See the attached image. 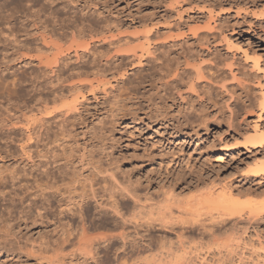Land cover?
<instances>
[{
	"label": "rangeland",
	"instance_id": "obj_1",
	"mask_svg": "<svg viewBox=\"0 0 264 264\" xmlns=\"http://www.w3.org/2000/svg\"><path fill=\"white\" fill-rule=\"evenodd\" d=\"M6 1L7 0H0V4L3 3V6L5 7H3L2 5L0 6L6 10L10 9V11H12V14L11 12L9 14H0V34H1L0 63L5 58L4 56L8 55L9 53L10 54L12 53L11 50L8 49L9 47L6 48V46L8 45L5 42L6 41L5 39H7L5 38V36H7L5 35V33H7V30L10 26L15 28V30L17 28L18 31V29L21 28L19 27L21 26V24L20 25L17 24L20 23L21 21L20 17H22L21 15H23L22 14L23 12H20V14L16 15V12L19 13L20 11V10L17 11L18 8L17 10L15 9L16 5L20 9L22 8L20 1L11 0L10 4H12V6L14 5L12 8L16 10V12L14 11L15 14L13 13V9H11V5H9L8 3L10 2V0H8L7 2L8 5L6 4ZM208 1L209 3L211 1L212 4H216L217 6L221 5V6L219 8L217 7L216 9L211 5H208L207 4ZM219 1L220 3H218ZM225 1L227 0H96L97 4L91 5L90 9H92V12L100 9V11H102L106 17L111 19L113 22H116V25H118L119 27L118 30L112 33V35L111 34L109 35L110 40L113 39L120 40L123 38H128L131 39L130 41H132L130 43L132 46L129 44L130 46L124 45L125 47L122 46L121 48L106 47L103 49L105 51H110L112 55H115L116 52L125 53L124 52L125 50H130L132 49L131 47H133L134 49V46L137 45L139 46V41L140 42L143 41L141 39H143L144 34L145 37L146 34L147 36L151 34V36L149 35L151 39H155L157 34L155 36L154 33L158 32L159 30L161 32L160 33L161 35L164 34L163 37H166V35L168 36V34L170 37L173 36V40L175 39L174 41L187 40L186 38H189V40H193L194 39V35L192 34L193 31L191 32L190 30L193 29L195 31L202 32L204 27L207 28L206 25L208 22H210L209 26L211 27L212 25V29H213V27L214 28L216 27L214 24H216L217 26L219 24L216 23V21L220 22L219 19H222L221 22L225 24L223 26L224 27L226 26L225 28L226 31L225 29L224 30L221 29L222 30L221 34L222 35L226 34L227 39L231 41L230 44L233 45L234 47L232 51H228L225 50L226 48L223 49V46L225 47L227 45L225 44V42L220 41L221 44L219 43L220 45L219 44L217 45L219 48H222L220 49L221 52L223 51V53H221L222 57H224L226 54L227 56L230 55V57L233 54L232 58L235 56L233 59L231 58V60H229L230 57H228L229 58L228 59L227 56H225L227 59L225 60L227 61V63L225 62L226 63L225 65L229 66L230 64L229 62H231V65L233 66L235 65V66L234 67L231 66V70L229 68L227 69V67H223V71H225L226 73L224 72L225 73L224 74L222 71V75L225 78L226 76L228 77L229 75L231 76L232 74L235 76V74L238 71L239 73H241L242 76L239 73H237L235 79H237V77L239 76H240L239 78H241L246 75L242 73L246 68H248V70L246 69L245 72L247 71V75L249 76H245L243 77V79H241L242 81L241 80L239 81L242 83L241 84L242 86L244 87H246L245 85L248 86L247 88L249 90L246 89V92L248 91L247 94L250 95L251 93H253L252 95L253 97H255L256 93L253 91L257 92L256 89L259 90L260 88L259 86L257 87L258 81L256 79L257 77L255 76L259 74L261 76V74L263 73L262 71H264V66H263L264 65V0H240V1L235 0L234 1L235 4H231L230 6L224 3ZM18 2L21 6H18L19 5ZM5 4L7 5V7L9 6L10 8L8 7L9 8L8 9ZM81 6L83 7L84 5L82 4ZM211 8H214L212 9L213 11L211 10ZM220 8L222 9L221 11ZM11 15H15L16 17H12ZM63 15L65 16L66 14ZM6 16L8 18H10L11 16L12 19H8L6 18ZM2 17H4V20L2 19ZM16 18L17 20H15ZM211 18H214V20ZM6 19H8L10 22L7 20V22L5 23L4 21H6ZM224 19L225 20L227 19L226 20L227 24L224 21ZM13 20L15 21V23ZM12 21L13 24H11ZM236 22H238L237 23L239 24L238 26H236L237 25ZM4 23L5 25H7V23L9 25L11 24L10 26L7 25L6 31L4 29L6 28ZM227 25H229L228 26L229 28L227 27ZM232 29L234 30L232 31ZM161 30L164 32L165 31H170V32L165 35V33L164 32L162 33ZM207 30L208 29H205L204 32H206L207 34H210L212 32L210 36L212 35L214 36L215 34L216 35L214 37L222 36L219 35L221 30L220 31L218 30L219 32H216L217 30L213 29V31H211L210 33L207 32ZM2 35H5L3 36L4 39H2ZM161 35L160 38L157 36L158 38L156 37L155 40H150L151 41L150 44L152 47L154 43H156V40H158V42L159 39L163 40V38H161ZM17 36L19 35L17 34ZM23 38L25 37L23 36ZM33 38L35 39V36ZM217 38L218 37H216L215 39ZM219 38H220L219 40H221L223 37H219ZM173 40L171 39L169 41H173ZM152 41L155 42L153 43ZM33 42L39 45L40 49H42L43 47L42 50L44 52V46L41 45L42 43L38 44L40 43V41H31L30 47L33 48L35 46V45L33 46L34 44ZM37 45L34 48H36ZM63 45L65 44L63 43ZM145 45H146L145 48L146 49L149 48V51L151 50L150 52L152 53L153 51L152 47L148 46L147 44ZM68 46H69L68 43H66V46L64 47L67 48ZM195 46L194 48L197 51L196 56L194 55L195 54L194 49L192 51V54L194 55L195 58H197V54L199 53L198 58L200 62L197 61L198 60L197 58L196 60H194V62H192L193 60L190 61L188 67H181V70L184 69L188 70V72L186 71L185 74L180 72L181 71L180 66L176 67L171 63H169V66H167L168 65L167 63L166 65L162 64L163 65L162 66L161 61H160L161 63L154 62L156 65L153 62H151V64L153 65L148 64L146 61L151 57L149 56L148 58V55L146 54L145 57L147 58V60L146 58H144L143 61H141V63L137 61L135 64L130 65L128 61L124 60L123 63L126 65L127 71H126V75L123 78L115 77L113 79L111 76L102 78L107 81L106 85H103L102 87H98L95 83H93V87L95 85V88L97 89L95 92H92L91 90H88V88L85 87L86 88L85 90L78 92L81 96L79 95L76 96V98L78 99L75 100V102H72V100L76 99L73 98L72 96L74 94L71 95L72 100L70 97H68L70 95H67V98H65V100L66 99L68 100H66V102L64 101L63 103L73 104V105L77 103L75 105L76 110H73L72 113L74 111H76L75 114H77V111L78 113L84 112V115L86 116L85 119L87 118L89 119V120L87 119L88 123L86 125H89V129L93 131L90 134L92 133L93 134L91 136L90 134L83 136L82 132L80 133L77 132V134H79L78 135L79 137H76V139L75 137L74 138L72 137L73 140H67V141L65 140V142L62 141L60 143L61 145H64L62 143L69 142V144L67 143V146L68 145L69 146L67 148L66 144L64 145L63 149H65V147L67 148V151L66 149L64 150L65 154H62L64 153L62 148H60L62 149L61 150L62 152L58 150L61 153V154L59 153L60 158L62 162H68V161L71 162L70 169L72 168L71 167L72 164L75 163L73 165L74 167L76 165V168H74V170L77 171L81 169L80 170L81 172L79 171L76 172L77 175L78 173H82V170L84 169L81 168L80 162H78L80 160L78 157L79 155H81L82 153L81 151L83 150L84 147L85 148L88 147L90 151L92 150L91 151L92 156L95 159V161H97L100 158L102 159L104 154L111 153L112 155L109 156V159H113V160L115 159V161L119 163L120 171H121V172L119 171L120 177H131L134 180H139L145 187L151 188V191L153 192L154 197L156 198L158 194L161 193V190L164 191L170 190L171 192L169 195L173 199L170 198L171 203L169 204V206L171 205L170 208L171 215H169L170 217L168 218L167 222H169L171 227L169 229L165 228L166 230H163L162 228V231L160 230L161 228L160 226L159 228L156 227L157 231L155 232L156 234H154V237H156L159 240L161 237L163 238L166 235L167 236V237L165 236L166 239L170 240V243L175 244V242L179 243V241L181 240V239L178 240L180 235L179 237L176 236H178V234L181 235L183 234L182 239L184 240V242L182 240L181 241H182V246L184 248L181 247V249L182 250L185 249L186 251L185 250L182 252L180 251L179 253L180 255H182L183 252L184 253L186 252L185 255L183 256V258H185V261L187 260L186 264H264V209L263 207H260L261 205L264 206V172L262 171L264 170V148L256 151L251 150L253 152H248L244 148V147H248L247 145H249L248 144L249 142L247 143V145L245 144L246 140L244 139H246L247 137V135L245 134L252 132V129H254L253 127H257L255 129H257L258 131H260L261 129L263 131L262 134H264V112L260 115L258 113V110L254 109L255 112H253V110L251 109L252 114L248 113L249 112L248 110L247 113H244L245 116H240L241 119L243 120L245 119L246 121L249 122V123L247 122L249 126L247 124L241 126V129L243 127L242 131L244 132L241 135L243 138L245 136L246 137L244 139L241 136H238L237 138L232 137L233 138L232 140V138L228 136V134L226 133L227 129L225 125H221L222 127L220 128L212 125L214 121L212 117L215 112V109L212 108V110L211 109H208L207 111L205 110L206 112L209 111V114H211L210 115L211 119H209L208 121L209 128L210 127L211 128L209 129L208 134L204 133L202 131L204 124H201V120H200L201 118L199 115L201 114V111L199 110L203 109L201 108L200 105L202 103L201 100L203 99V95L205 93L211 92V95H213L212 98L215 99V96L218 94L217 95L218 97L216 96L215 100L217 101L220 100L219 102L223 100L222 102L223 105L222 104L221 105L224 106V108H226V109L223 108L226 113V117L229 116L230 109L234 108L233 105H235L234 103H236V98H235L236 96H231L233 93L230 92V90L228 91L222 89L220 90L219 89L220 85H216L218 89L217 88L215 89L214 86L215 84L213 83V81L212 84L210 81L211 79L209 78V74H211L212 72L210 71H209L210 73L207 72L209 69L207 71L205 70L206 74H208L205 75V71L203 70L204 68L202 69L203 64H201V62L205 63L204 67L205 66L207 67L209 63H212L209 62L210 59L207 63V59L209 58L207 49L204 47L202 48H204L205 50L199 49L198 46L196 47ZM228 46L229 45H227L226 47L230 48ZM161 49L162 52L164 51L163 53H166L168 50L167 48H166L167 50L165 49L163 50V48ZM9 50L10 52L7 53ZM180 50L181 48H177V49L174 48V50L173 49L170 50L169 48L168 51L173 54L175 52L180 54L181 53ZM201 50H203L204 52L206 51V53H204L203 55L200 54L202 53L200 52ZM74 51L71 52L72 54L70 55L71 57H68V61H67L68 63H66L65 65L66 68L64 67L65 68L64 71L70 70L67 71L66 74L72 72L71 70H73L75 67L77 68V65L79 66L82 65L83 60L80 59L78 60V57L75 56ZM79 52L85 53L87 51L81 49L79 50ZM33 53L31 52L32 55L27 54V56L25 55L24 57H22L20 61L16 60L15 62L9 63L10 66L6 65L4 66L5 68L4 67L2 68V71L4 70L6 71L4 72L5 74L0 73L1 93L7 94L11 92L9 94L13 93L14 95V93H17L18 91L20 92L18 93L19 96L21 93L24 94L20 90L21 86L24 87V85L22 84L23 82L22 80L25 79L23 75L26 74L25 77H27V75L29 77L30 74H33L32 72L36 71L38 73L39 72L38 70L42 69V67L41 68L39 67L40 65L37 58L38 53L36 52ZM246 53L248 54L247 56ZM253 53H255V55ZM256 53L257 55H260L262 58L260 59L261 61H259V63H261L259 64L261 70H259L258 73L256 70H258L259 67L256 69L253 68L255 70L251 68L253 65L252 62H255L257 59V57L256 58L254 57L256 56ZM120 55L124 56L125 54H120ZM65 56H62V58ZM244 57L251 59L247 60ZM259 58L260 57H258V59ZM159 64L162 66L160 67L163 68V70L156 69L159 68V66H157ZM212 65L213 63L210 64L209 66ZM164 66L165 67L167 66L165 70H164ZM191 66L193 67V69L195 66L197 67L202 66L201 70H203V73L201 72L199 67H198L199 71L198 69L197 70L194 69L195 71L191 70L192 68ZM37 67L39 68L36 69ZM253 67L255 66L253 65ZM239 69L240 70L242 69L243 71H240ZM230 71L232 73L229 74ZM254 71L257 75H254L253 73ZM36 72L34 73L36 74ZM190 72L191 73L201 72L202 75L204 74L203 77L207 76V80L204 78L203 80L198 79V76H196V74L198 73H195V75L193 73L194 76L193 77ZM187 73L188 74L190 73L189 76L191 75L193 77L192 80L187 78L189 77ZM251 73L254 76H252ZM250 75L254 78H250L251 77ZM86 77L87 80L88 78L90 79L92 78V76L89 77L86 76ZM86 77L83 76V78ZM246 77L249 78L246 79ZM83 78L79 82H83V84H85L86 86L87 80L85 79L83 80ZM77 79L80 80L79 78H75L74 80ZM226 79H229L228 82H225L226 85L227 83L228 85L236 83V80L234 78L232 79L233 83L230 82L231 79L229 77ZM249 79L250 81L251 80L254 81L256 79L254 81L256 85L252 81L251 82L254 86L250 84ZM19 80L22 82H20ZM238 82L236 83L237 85L240 84V82L239 83ZM76 83L78 84V81ZM118 83L122 86L121 94L124 95L127 94V96L125 95L126 97H128L132 93V91H130L131 90L130 87L131 88L135 87L137 89L136 93L133 92L130 96L131 98L132 96H136V97H133L131 99V100H135L134 102L131 100L130 102L129 101L127 102L128 103L127 106L129 108L126 106V114L124 113L123 115L122 113H118L116 115L119 118L115 115L117 119H115L116 117L112 119L111 115L108 114L110 113V105H109L110 102L105 98L109 96V95L106 96L107 95L106 93L109 91L108 94H110V91L114 90ZM191 83L192 85L195 84L193 90L190 87ZM207 83L209 84V86H207L208 85ZM202 84L205 87H203ZM68 85L70 84L66 83L67 87ZM88 85L90 84H87V87ZM199 86L200 89L203 90L199 91ZM210 86L212 87L211 89H209L210 92H208V87ZM128 87L130 90L128 89ZM28 90H30V88ZM217 90H220L219 91L220 95ZM203 92L205 93L202 95L201 93ZM225 92L228 93L230 92L231 94L230 98H228L229 94L226 95ZM75 95H77V93ZM252 95H250L249 97H252ZM198 96L201 97L198 98ZM137 97H141V99L138 98L136 100ZM14 100L13 102L16 105H18L19 100L16 98ZM149 100L151 103L147 102ZM191 102L194 104H192ZM20 103L21 104H19L18 106L22 107V101H20ZM134 103L136 104L134 105ZM147 103L150 105H148ZM61 105L62 104L55 105L54 108L55 107L61 108ZM129 105H132V107ZM147 106L149 109L147 108ZM139 107L141 109H139ZM156 107L158 108L156 109ZM228 108L230 109L228 110ZM135 110L138 111V112L136 111L137 115L134 114L136 113ZM20 111L22 112V108L19 109V112ZM86 111L89 113H86ZM127 111L128 113L132 111L131 114L132 115L134 114L135 116L133 117L131 114H128ZM157 113L161 116L162 114L164 115L160 117L158 116ZM148 114L149 116H152L150 118L153 121L150 120L149 122L148 117H146L147 119L145 118V116ZM257 114L261 116V118H259L261 120L257 119L258 117H260ZM241 115L243 114L241 113ZM91 116L93 118H91ZM215 117L216 116L214 115V118ZM155 118L158 119L154 120ZM95 123L97 125H95ZM178 123L179 126H177ZM94 125L96 126L95 129L93 128ZM170 125L176 126L177 127L176 130L178 132L184 133V135L182 134V136L179 137L171 136L170 135L171 131L169 128ZM245 125L248 127H246ZM250 125H255V126L251 127ZM83 128L84 126H82L81 129H78V131L83 130ZM192 129L194 132L192 131ZM221 130H223L224 132H221ZM20 131H17L14 135H16L15 136L16 138H19L21 140L22 138H24L23 134L25 132L24 130L23 131L20 130ZM21 133H23L22 138H21ZM80 135H82L83 137H81ZM76 140L77 143H75ZM3 141L4 140L2 139L1 140L2 144H0L2 150L6 148L4 147L5 144H3ZM24 142H20L21 143L20 145H23ZM85 143L87 146L85 145ZM18 144L14 143L13 146L15 147L13 146H11L12 148L7 147L9 148L8 151H6L7 148L6 150H4V152H8V153H11L12 150V153L14 152L13 154L16 157L15 160L18 159L17 156L21 153V151L19 152L20 147L22 148V146ZM220 147H228V149H233V150L232 152L229 153H222V152H218ZM8 160L9 161L6 160L0 161V167H1L0 171L3 169L5 170L6 166L9 169L10 168L13 169L19 166L20 164L19 161L17 164V162L14 163V161L10 159ZM76 160H78L77 161L78 163L75 162ZM230 201L232 202L234 201L238 203L237 204L239 205L238 208L241 207V209H243L244 211L239 209L240 212L238 211L235 213L231 209L229 210L228 203ZM245 206L246 207L252 206L253 209L259 206L261 210L263 209L262 210L263 212L259 210L261 212L260 213L257 212L259 213L257 214L255 213L256 211L252 209L254 211L253 213V211L252 212L250 211L251 209L249 210L248 208H245ZM6 207H7L6 203L0 202V209H1L0 212L3 214V220H5L3 223L0 222V224L2 225L4 223L5 225H7L8 222H11L12 220V219L11 220L8 219L7 216L8 214H6V212L4 211ZM235 209L237 208L235 207ZM13 217L14 220H12L10 225L14 226L12 229L13 236L11 238L14 246L12 245L11 246L12 248L9 247L10 250L8 248L6 249L3 248V245L0 246V264H58L59 263L58 261L62 259H64V261L69 260L67 258L68 255L70 254L69 252H71L72 250L75 251L78 248V245H76L78 243H74L77 242V240L73 239L71 242V246H69L72 247V249L67 247L66 250L62 251L64 253L62 252L59 253L58 250H55L57 248L53 247L52 244V242L54 241V236L52 234V230H54L53 223L52 224L44 223L45 225L39 223L28 230L21 229L18 231L16 228V224L18 222L16 221L17 218H15L16 215L14 214ZM108 229L110 231H108ZM99 230H97V232L93 231L92 233H90L91 234L90 236L92 238L94 237L100 238L107 235L108 236L114 235V233L115 234L118 233L115 232V230H113L112 228H105V230L103 228L101 229V231ZM111 230H113L114 232ZM157 239L154 238V240ZM183 243H186V245H183ZM74 246L77 248L74 249L73 248ZM155 248L151 251V253L150 252L143 253L142 255L144 256H142L143 257L142 259L146 258V261L147 259L148 260L152 259L153 261L154 260L156 261V259L153 258H157L158 257L157 254L158 253L161 254L162 250H159L158 252V247L156 249ZM179 253H178V257L180 256ZM176 255L174 252L173 256H175L176 259H178ZM159 257L157 258V260L159 259ZM163 258L165 257L163 256ZM179 258L181 260L183 259L181 256ZM173 259L175 258L172 257L171 260ZM180 259H178L179 260L178 262H181ZM152 260L148 262L153 263ZM185 261L184 263L183 261L181 263L185 264ZM172 262L176 264L174 260Z\"/></svg>",
	"mask_w": 264,
	"mask_h": 264
},
{
	"label": "bare ground",
	"instance_id": "obj_2",
	"mask_svg": "<svg viewBox=\"0 0 264 264\" xmlns=\"http://www.w3.org/2000/svg\"><path fill=\"white\" fill-rule=\"evenodd\" d=\"M18 1H20V4L22 5L21 9H23L21 10L16 5L15 9L17 10L18 8L17 11L20 10L19 13H17L16 10L12 8L14 5L12 6V4H10L11 0L10 2H8V0L6 1L7 5L8 3L9 5H11V9H13L14 14L15 12H16V15L20 14V12H23L22 13L23 15H21L22 17L19 16L21 19L20 23L17 24L16 22L17 25L21 24V26H19L21 27L20 28L21 31L20 29H18L17 31V28L15 30V28L10 26L11 24H13V21H14L13 20L10 25L7 23V25L11 27V28L9 27L7 30V33H5V35L7 36L2 35V39H4L3 36L7 38L5 39L6 41L4 40L6 44L8 45L6 46V48L9 47L8 49H10L12 53L10 54L9 53L10 50H9L7 52L9 54L6 55L8 57L4 56L5 58L0 63V70H1L0 73L3 74L6 71V70L2 71V68L4 66L9 65V63L15 62L16 60L20 61V59L24 57L25 55L27 56V54L32 55L31 52L38 53L37 58H38L40 66L39 65L37 66H39L40 68L42 67V69H39L38 73L34 71L36 72V74L32 72L33 74H30L29 77L28 75L27 77H25L26 74L23 75L25 78L22 80L23 82L20 81L23 78V76L19 80L24 85V87L21 86L20 88V90L24 94L21 93L22 95L20 94L19 96L18 93L20 92L18 91L17 93H14V95L13 93L9 94L11 92L7 94L5 93L3 94L1 93V90H0V144H2L1 140L3 139L4 140L3 144H5L4 147L12 148L11 146H13L14 143L18 144L19 142L18 145H20L21 144L20 142L25 141L23 145H20L22 146V148L20 147L19 152L21 151V153L17 156L18 157L17 160H15L16 157L13 154L14 152L12 153V150H11V153H8V152H4L6 148L2 150L0 147V161H3V160L9 161L8 159H10L14 161V163L17 162L18 164V161L20 163L19 166L16 165L17 167L13 169L12 168L9 169L5 165L6 166L5 170L3 169L0 171V202L6 203L7 207L4 209V211L6 212V214H8L7 215L8 219L14 220L13 216L14 214L16 215L15 218H17L16 221H18L16 224V228L18 231L21 229L28 230L31 227L39 223L43 225H45L44 223L46 224L53 223L54 230H52V234L54 236V241L52 242V244H53V247L57 248L55 250H58L59 253L66 250L67 247L71 246L72 240L76 239L77 242H74V243H78L76 244L78 245V248L74 246L73 248L74 249L77 248V249L75 251L72 250L73 251L72 252L70 250L72 249V247H69L70 248L69 250L71 251L69 252L68 250L70 254L68 255L67 258L69 260L64 261V259H62L58 261L59 262L58 264H175L174 262H172L173 260L176 262V264H183L185 261V258H183V256L185 255L186 252L185 253L183 252L184 254L182 253V255H180L179 253L180 251L182 252L185 250V249L183 250L181 249V247H183L182 241L184 242V240L182 239L183 234L182 235L178 234V236H176V237H179L180 235L181 238L179 237L178 240L181 239L182 241L180 240L179 243L175 242V244L170 243V240L166 239L167 237L166 235H165L166 237L163 235L164 237L163 238L161 237L162 239L160 238L159 240L156 237H154V234H156L155 232L157 231L156 227L159 228L160 226L161 231H162V228L163 230H166L165 228L169 229L171 227L169 222H167L168 218L170 217L169 215H171L170 213L171 205L169 206V204L171 203L170 198L172 197L169 195L171 192L170 190L169 191L161 190V193L158 194L157 198L154 197V194L151 191V188L145 187L139 180H134L131 177H120L119 173L121 171H120L119 163L115 161V159L114 160L109 159V156L112 155L111 153L104 154L102 159L100 158L97 161H95V159L92 156V152H91L92 150L90 151L88 147L85 148L83 146L84 148L81 151L82 153L79 151L81 155L78 154L79 155L78 158L80 160L75 161V162L77 161L80 162L81 168L85 169V170L84 169L82 170V173H78L76 175V172L78 171L81 172L80 171L81 169L75 171L74 168H76V165L75 167L73 166L75 163L72 164L71 167L73 169L71 168L72 169L71 170L70 169L71 162L69 161L62 162L60 158L61 153L59 151H61L64 148L65 144L66 146H67V143L69 144V142H67V143H62L64 145H61L60 143L62 141L65 142V140L66 141L73 140L74 137L76 139V137H79L78 136L79 134H77V132L78 133L82 132L83 136L88 135L91 132H93L89 129V125H86L88 123L87 121L88 118L85 119L86 116L84 115V112L78 113L77 111V114H75L76 111H74L73 112L74 115H73L72 111L76 110L75 105L77 103L73 105V104H64L63 102L64 101L66 102V100H68V99L65 100V98H67V95H70L68 97H70L71 100H72V97H71L72 94L75 95L77 93V95L75 96L72 95L73 98H76V96L78 95L81 96L78 92H81L82 90H85L86 88H88V90H91L92 92H95L97 89L95 88V85L93 87V83H95L98 87H102L103 85L107 84V81L102 78H105L108 76H111L113 79L115 77L123 78L126 75V71H127L126 69L127 67L123 63L124 60L128 61L130 65L135 64L137 61L141 63V61H143V59L146 58L145 57L146 54L148 55V58L149 56L151 57L148 60L146 58L147 60L146 62L148 64H151V62L156 63V62L161 61L162 62V63L160 62L161 65L162 64L166 65L167 63L168 64L167 66H169V63H171L172 65H175L176 67L180 66V70H181V67H188L190 61L193 60L192 62H194V60L198 58L199 53L197 54V58L194 57V55L196 56V53H197L196 49L194 48V46L196 45L198 46L199 49H204V48L207 49V52L209 54V55L207 54L209 58L208 59L206 58L207 63L210 59L209 62H212L213 65L209 66L212 63H209V65L206 63L208 66L204 67L205 63L201 62V64H203L202 65L203 67L202 66L201 67L202 69L204 68L203 69L204 71L205 70L207 71L209 69L207 72L209 71L212 72L211 74H209V78L211 79L210 80L211 83L213 81V83L215 84L214 85L215 89L217 88L216 85H220V88H219L220 90L221 89L226 90V91L230 90V92L233 93L231 95L230 92L229 93L225 92L226 95L229 94L228 98H230V95L236 96L235 97L236 103H234L235 105H233L234 108L232 109L228 108V110L230 109V112H229L230 114L229 116L226 117V113L224 111V109L226 108L222 106L223 100L221 102H219L220 100L219 101L215 100L218 94L215 96V99H213L212 98L213 95H211V92L209 91V89H211V87L213 86L212 85L213 83L211 84L212 86L208 87V92L210 93H205V92L201 93L202 95L205 93L203 95V99L201 100L202 103L200 104L201 108L203 109L201 110L200 106H199L200 110L198 109L199 111H201V114H199L201 118V119L199 118L201 120V124H204L202 131L208 134V131L211 128V127L209 128V124H208L209 119H211L210 118L211 114H209V111L208 112L206 111L208 109L212 110L213 108L215 109V112L213 114V117L211 116L214 120L212 125L217 126L219 128L222 127L221 125H225L227 129L226 133L228 134V136H230L231 138L232 137L237 138L238 136L242 137L241 134L244 133L242 131L243 127L241 129V126H244V124H247L249 126L248 124L249 122L246 121L245 119L244 120L241 119L240 116H245L244 113H247L248 110H249L248 113L252 114L251 111L253 110V112H255L254 109L258 110V113L260 115L264 112V71H262L263 73L261 74V76L260 74L257 75L255 71L253 72L254 75H257L255 76L257 77L256 79L258 81L257 87L258 86L260 87L259 90L256 89L257 92L253 91L256 93L255 97H253L252 95L253 93L250 94L252 95V97H249L250 95L247 94L248 91L246 92V89H248L247 88L248 86L247 85H245L246 87L242 86L241 85L242 83L239 81L243 79V77L249 76L247 75V71L245 72V70L246 69L248 70V68H246L244 71L242 69L241 70L239 69L240 71H243L242 74L244 75L246 74V75L241 78H239L240 76L237 77L238 80L235 79V76H237L236 74L239 73L238 71L236 74L234 73L235 76L233 74L231 75L232 78L230 75L228 76L231 79L230 82H232V79L234 78L236 80V83L239 81L240 84L237 85L235 83L236 84L235 85L232 82L234 85L231 83H230L231 85H228V83L226 85L225 82H228L229 79H226L228 78L226 75H224L226 76V78L223 77L222 75L223 67H227V69L229 68L231 70V66L233 65H231V62H229L230 64L228 63L229 66L225 65L227 63V61H225L227 60L225 57L227 56V54L224 57H222L221 53H223V51L222 52L220 51V49L222 48H219L217 44L219 43L221 44L220 41L225 42V44L229 45L228 47L230 48H227L226 47L227 45H226L225 47L223 46V49L226 48L225 50H228V51H232L234 46L230 44L231 41L227 39L226 34L225 35L221 34L222 30L226 28V26L225 27L223 26L225 24L221 22L222 19H219L220 22L216 21V23H219L218 26L214 24L216 27L215 28L213 27L214 30H217L216 32H219L222 29L219 34L222 36H216L218 37L217 39H215L216 37H214L216 34L214 36L213 35L210 36V34H212L211 31H213L212 25L211 27L209 26L210 22H208L209 24L207 23L206 25L207 28L204 27L205 29H208L207 32L209 33L211 32L210 34H207L206 32H204L205 31L204 28L202 32L195 31L193 29L190 30L191 32L193 31L192 32V34L194 35L193 40H189V38H186L187 40L174 41L175 39L173 40V36L170 37L168 34L170 31L164 32L162 31L163 30L162 29L161 30L162 33L164 32L165 35L168 34V36L166 35L167 38L163 37L164 34L161 35L160 30L154 33L155 36L157 34L159 38L161 35V38H163V40L159 39V42L158 40H156V43H154L155 41H152L154 43L153 47L150 44L151 43L150 40H155L157 36L156 37L154 36L155 39H151L150 37L151 34H149L150 36L148 35L149 37L147 36V34L145 37V34H144V36L141 35L143 36V39L141 40H143L145 43L143 41H141L142 43L139 41V46L137 45L138 47L134 46V49L133 47H131L132 49L129 48L130 50H125L124 51L125 53L116 52L115 55H112L110 51H105L103 49L106 47L107 48H112V47L121 48L122 46L125 47L124 45L130 46L131 45L130 43L132 41H130L131 39H128V38H123L120 40H114V39L110 40L109 39L110 37L109 35L110 34L112 35V33L117 31L119 27L118 25H116V22H113L111 19L106 17L103 14V12L100 11V9L92 12V9H90V6L96 5L97 4L96 0H18ZM234 1L235 0H229V1L227 0L224 3L230 6L231 4H235ZM203 2H206V1H203ZM218 3H220V1ZM20 4L18 6H21ZM82 4L84 5L83 7L81 6ZM207 4L211 5L212 7L216 9L217 7L219 8L221 6V5L217 6L216 4H212L211 1L210 3L208 1ZM0 5L3 6V3ZM3 7L0 6V14H9L10 12L12 14V11H10L9 6H8L9 8L7 7L9 10L4 9ZM214 8H211V10ZM221 10L222 9L220 8V11ZM63 14H66L67 16L66 15L64 16ZM11 16L16 17L15 15H11ZM11 16L10 18L6 16V18L12 19ZM2 19L4 20V17H2ZM8 19H6V21L4 22L6 23ZM211 19L214 20V18H211ZM15 20H17V18ZM226 20L224 19L225 22ZM237 23L238 22H236V24ZM7 25H5L6 27L4 28L5 31L7 29ZM238 25L239 24H237L236 26ZM228 26L229 25H227V27ZM233 30L234 29H232V31ZM17 34L19 36H17ZM23 36L25 38H23ZM34 36H35V39L33 38ZM219 37H223V38L219 40L220 39ZM171 39L173 41H169ZM31 41H40V43L38 44L42 43L41 45L44 46V52L42 50L43 47L42 49H40L39 45H37L34 42H33L34 43L33 46L37 45V47L39 48L37 47L34 48L35 47L34 46L33 47L34 49H33L32 47H30ZM63 43L65 45H63ZM66 43H68L69 45L67 48L64 47L66 46ZM145 44L152 47L154 51V52L152 51L153 54L150 52L151 50L149 51V48L147 49L145 48L146 46ZM161 48H163V50L164 49L169 50V48L170 50L172 49L174 50V48L175 49L181 48L180 50L181 53L179 54L175 52L173 54V53H170L168 50L167 52L165 51L166 53H163L164 51L162 52ZM81 49L86 50L87 52L80 53L81 51L79 52V50ZM193 49L195 50L194 55L192 54ZM25 51H27L28 53ZM73 51L75 52V56L78 57V60L79 59L83 60V62L81 61L82 65L81 66L77 65V68L75 67L74 68L75 70L73 69L74 71L71 70L72 72L66 74L67 71H70V70L64 71V69L66 68L65 65L66 63H68L67 62L68 57H71L70 55H72L71 52ZM24 52L27 54H25ZM200 52H202L200 53L202 55L206 53V51L204 52L203 50H201ZM120 54H125V55L123 56ZM253 54L255 55V53ZM232 55L231 57L230 55L227 56V58L230 57V59L229 58L228 59L231 60ZM247 55L248 54L246 53V56ZM62 56H65V57L62 58ZM254 57L255 58L257 57L256 61L253 60L255 62H252L255 67H253V65L251 64L252 65L251 68L256 69L259 67L258 70H256L258 73V71L261 70L260 65H259L261 63H259V61H261L260 59L262 58L260 55H257V53H256V56ZM258 57L260 58L258 59ZM245 59L248 60L249 58H245ZM103 61H104V64H103ZM197 61L200 62L199 58ZM173 62L177 64H174ZM161 65L160 64L157 65L159 66V68H156V69L163 70V68H161L163 65L162 66ZM167 66L166 67L164 66V70L165 68H167ZM39 67H37L36 69H38ZM198 67L195 66L194 69L197 70ZM201 67H199L200 70H201ZM194 69L193 67L191 68V70H194ZM203 70H201L202 73H203ZM186 71L188 72V70L184 69V70H181L180 72L185 74ZM206 71H205V75H208L206 74ZM201 72L199 73L193 72V73L194 75L195 73H198L196 74V76H198V79L203 80L204 78L207 80V76L203 77L204 74L202 75ZM224 72L225 71H223V73ZM193 73H191L192 76H193ZM230 73L232 72L230 71L229 74ZM239 74L241 75V73ZM191 75L187 78L192 80L194 76L192 77ZM83 76L85 77L92 76L93 79L88 78L87 80V77L83 78ZM252 76L250 78H254ZM80 77H82L83 80L84 79L87 80L86 86L85 84H83V82H79L82 80V78ZM75 78H79L80 80L78 79L74 80ZM247 78L249 77H246V79ZM77 81H78V84L76 83ZM244 81H245V78H244ZM251 81L249 79L250 84L254 82V81L252 82ZM66 83L67 84L69 83L70 85H68L67 87ZM87 84H90V85H88L87 87ZM254 84L256 85L255 82ZM89 86L92 88H90ZM194 86L195 84L192 85L191 83L190 87L192 90ZM207 86H209V84ZM22 87H23V90H22ZM203 87L205 86L203 85ZM29 88L30 90H28ZM121 89H122V86L118 83L114 90L111 89L112 91H110V94H108L109 91L106 93L107 94L106 96L108 95L109 96L105 99L110 102V103L108 102L110 105V113L108 114L111 115L112 119L115 118L117 116L116 114L118 113H122L123 115L124 113L126 114V106L128 104L127 102L128 101L130 102V100L133 97H136V96H132L131 98L130 96L133 92L136 93L137 89L135 87L134 88L130 87L131 90L128 87V89L132 91V93L130 92L131 94L128 97H126L127 94H125L126 96L124 94H121L122 93ZM200 90H203V89H200V86H199V91ZM220 90H217L218 93ZM258 91H259V94H258ZM200 97L201 96H198V98ZM15 98L19 100V101L16 100L19 102L18 105L21 104L20 101H22V107L16 105L13 102ZM138 98L141 99V97H137L136 100ZM77 99L78 98L72 100V102H75V100ZM150 100L147 102L151 103ZM131 101L134 102L135 100H131ZM60 104H62L61 108H56V107L54 108L55 105H60ZM135 104L136 103H134V105ZM129 106L132 107V105H129ZM158 107H156V109ZM21 108H22V112L21 111L19 112V109ZM51 108H54V109H51ZM139 109L141 108L139 107ZM136 111L137 110H135V112ZM137 112L134 114L137 115ZM158 112H159V109H158ZM86 113H89V112L86 111ZM131 113L132 111L128 114H131ZM241 113L243 115H241ZM134 114L133 115L131 114V115L134 117L135 116ZM163 115L164 114H162V116ZM214 115L216 116L215 118H214ZM158 116L162 117L159 114ZM117 117L115 119H117ZM146 117H148L149 122L150 120H152L150 118L152 116H149V114L146 115L145 118ZM91 118L93 117L91 116ZM259 118H261V116L257 118L258 120H261ZM156 119L158 118H155L154 120ZM95 125L97 124L95 123ZM95 125L93 127L94 129L96 128ZM82 126H84L85 129L83 128V130L78 131V129H81ZM177 126H179V123L177 124ZM250 126L252 127L255 125H250ZM169 128L171 131L170 135L173 137H179V136H182V134L184 135V133L178 132L176 130L177 127L174 125H170ZM253 128L254 129H252V132L245 134L247 135V137L243 135L246 137V139H244L245 137L244 138L242 137L244 140H246L245 141L246 145L249 142L248 143L249 145H247L248 147H244L248 152H253L251 150L256 151V150L264 148V134H262L263 131L261 129L260 131L255 129L257 127H253ZM20 130L22 131L24 130L25 132V133L23 132L24 134L21 133V138H22V134L24 135V138H22L23 140L16 138L15 137L16 135H14L17 131H20ZM221 132H224V131L221 130ZM92 134H90V136ZM80 136L83 137L82 135ZM75 143H77V140ZM70 145H71V142H70ZM9 148H7L6 151H8ZM67 148L65 147L66 151H67ZM65 149H63V152ZM232 150L233 149H228V147H220L218 152L229 153V152H232ZM62 154H65V152ZM262 171L264 172V170ZM237 204L238 203L234 201L233 202L230 201L228 203V209L229 210L231 209L235 213L238 212L239 209L244 211L243 209H241V207L238 208L239 205ZM259 206L255 207L254 209L252 208V206H250L251 208L245 206V208H248L249 210L251 209L250 210L251 212L254 210L256 211L255 213L257 212L260 213L264 209V206L263 205L260 206V207H263L262 210L260 209ZM235 207L237 209H235ZM233 209L236 211H234ZM0 214L2 213L0 212ZM0 219H1L0 220L1 223L5 221L3 220V214L0 215ZM11 222H8L7 225H5L4 223L3 224L4 226L0 224L1 225L0 226V246L3 245V248L5 249L8 248L9 250H10L9 247H11L12 245L14 246L12 239H11L13 236L12 229L14 226L10 225ZM103 228L104 230L105 228H112L113 230H115V232H118V233L116 234L114 233V235H111V236L107 235V236L100 237V238L96 237L97 239L95 237L92 238L90 236L91 235L90 233H92L93 231L97 232V230L99 229H100L99 231H101V229ZM108 231L110 230L108 229ZM154 238L157 240H154ZM183 245H186V243H183ZM155 247L156 248L158 247V252L159 250H162L161 254L160 253L157 254L158 257L160 255L158 260H157L158 258L157 256H156L157 258H153V259H156V261L155 260L153 261L151 259L153 263L148 262V261H151L150 259L149 260L147 259V261H146V258H144L145 260L142 259L143 258L142 256H144L142 255L143 253L145 252L151 253V251ZM174 252H175V255L177 254L176 255L177 257L179 253V255L184 259V260L183 259L181 260L179 258L180 256L178 257V259H180L181 262L183 261V263L178 262L179 260L176 259L175 256H173ZM163 256L165 258H163ZM171 256L174 257L175 259L171 260L172 258ZM186 261H185V264H186Z\"/></svg>",
	"mask_w": 264,
	"mask_h": 264
}]
</instances>
